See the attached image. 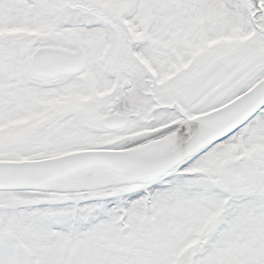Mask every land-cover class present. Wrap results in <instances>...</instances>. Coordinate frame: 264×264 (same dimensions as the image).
Masks as SVG:
<instances>
[{
  "label": "snow or ice",
  "instance_id": "obj_1",
  "mask_svg": "<svg viewBox=\"0 0 264 264\" xmlns=\"http://www.w3.org/2000/svg\"><path fill=\"white\" fill-rule=\"evenodd\" d=\"M0 264H264V0H0Z\"/></svg>",
  "mask_w": 264,
  "mask_h": 264
}]
</instances>
